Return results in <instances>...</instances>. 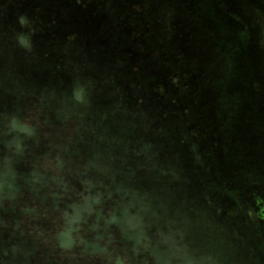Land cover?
Masks as SVG:
<instances>
[{"label": "rangeland", "instance_id": "374dc122", "mask_svg": "<svg viewBox=\"0 0 264 264\" xmlns=\"http://www.w3.org/2000/svg\"><path fill=\"white\" fill-rule=\"evenodd\" d=\"M101 1L0 0V98H9L10 110L16 111L22 109L12 99L27 92L20 84L46 91L37 110L63 125L67 129L63 136L73 131L72 137L85 143L83 155L72 162V168L103 179L108 188L116 175L113 159L125 143L136 145L145 167L155 168L154 159L165 172L178 176L166 201L181 216L193 219L198 229L193 235L198 238L192 237L195 242L189 247L187 229L176 234L172 217L158 209L152 194L129 190L119 204L112 202L118 207L112 210L114 216L123 224L117 234L123 241L120 251L131 254L133 264H264V226L245 220L252 209L241 206L240 213L238 203L227 195L233 188L208 175L210 168L201 159L205 143L214 140L218 154L226 158L224 163L218 160L219 171L238 174L250 184L256 199L264 202V0H167L163 4L175 8L176 19L199 43L189 50L191 37L184 33L180 45L192 53L187 60L196 58L200 70L195 77L184 61L181 74L199 84L197 97L202 101L207 84H213L217 92L220 125L213 126L208 136L201 126H183V115H177L183 111L165 106L185 87L172 82L155 87L149 82L152 78L163 82L174 73L169 68L158 73V53L146 37L148 29L139 38L133 27L122 30L119 23L127 26V17L120 12L112 17L103 14L115 0L106 5ZM132 9L140 10L129 6L128 16L136 14ZM110 22L118 30L114 32ZM107 29L106 36L102 33ZM27 105L33 111L32 103ZM1 106L5 114L0 147L7 149V155H0V204L21 188L36 192L52 186L51 179L31 172L33 168L19 172L21 154L15 147L20 139L25 144L30 138L20 131L9 132L14 127L11 112ZM30 117L25 123L38 124L35 116ZM106 135L113 140L110 144ZM51 166L44 159L42 169L52 171ZM156 232L159 237H154ZM139 243H146L147 249L141 252ZM137 250L141 253H134Z\"/></svg>", "mask_w": 264, "mask_h": 264}, {"label": "trees", "instance_id": "16d2710c", "mask_svg": "<svg viewBox=\"0 0 264 264\" xmlns=\"http://www.w3.org/2000/svg\"><path fill=\"white\" fill-rule=\"evenodd\" d=\"M108 1L111 0H102L101 2L105 4ZM166 1L129 0L127 3L123 0H115L114 4H108L107 10L103 14L112 17L120 12L122 16L127 17V26H120L119 23V28L124 30L133 27L139 31L138 38L142 31L148 29L146 37L149 42L153 43L154 51L158 53V73L166 72V68H169L175 75V78L170 75V78H166L163 82L154 78L149 82L155 87H164L171 82L179 88L180 86L185 87L182 88L178 97L170 101L166 100L165 106L180 109V112L183 111L177 114L183 115L182 118L185 122L182 120V125L201 126V130L203 129L205 133L209 132L205 134L208 136L212 132L213 126L220 125V120L216 116L217 92L213 84H207L206 86L209 87H206L207 90L202 101L197 97L199 84H194L189 80L190 78H186L185 74H181V68H185L182 66L184 61H186L185 64L190 69V73L195 77L200 70L196 64V58L191 57L190 61L187 60L188 53L189 55L192 53L190 54L187 48L180 45L186 38L185 34H189L191 37L188 42L189 50L192 46L194 49L198 48L199 43L194 40L193 34L186 32L184 22L176 19L175 8H167L166 4L163 6ZM129 6L131 8L136 6L140 10L132 9L136 14L133 17L128 16ZM110 23L114 32L118 30L116 25ZM102 34L109 35L108 29ZM178 57L181 59V63L178 62ZM20 87L24 92H27L25 95H19L12 99V103L23 111H11V104L7 102L9 98H0V106L3 105L1 106L2 110L9 109L11 122L14 123V127L10 128L9 132L19 134L20 131V133H26L30 138L28 143L23 144L20 139L16 144L15 148L21 154V158L18 157L17 168L21 174H25L33 168L32 171L30 170L31 172H36L40 177L51 179L49 181L52 182V186L47 191L41 189L36 192L31 187L21 188L13 193L14 196L6 197L7 199L5 198L1 202L0 264H133L134 257L120 251L119 246L123 241L117 237V234L118 232L121 234V225L123 224L122 219L120 220L118 215L114 216V211H112L118 208L113 207L112 202L119 204L120 201L127 198L129 190L136 192L142 190L147 195L152 194L149 196L157 201L158 209L172 217L176 228L175 233L180 235L179 229L185 227L187 229L185 231L186 245L189 247L195 242L192 237L198 238L193 235L198 229L194 225L193 219L181 216L179 214L181 212L171 209L166 201L167 196L172 194L170 185L178 183L177 175L165 172L154 159L152 161L155 168L145 167L134 148L136 145H127L126 143L123 144L124 147L119 150V153V147L116 148L118 155L113 159L114 165H112L116 175L112 181L110 180L111 187L109 188L103 185H106L103 179L92 178L77 167L73 169L72 162L83 155L85 143L81 144L76 141V137L75 139L72 137L73 131H69L67 137L63 136V132L65 134L67 129H63V125H56L57 122L47 112L37 110L39 98L46 91L32 90L25 82L20 84ZM28 102L32 103L33 111L27 109ZM3 114L5 113L0 112V128L3 124ZM168 114L171 115L172 112L169 111ZM30 116H35L38 119V124L36 122L25 123L31 118ZM93 123L96 126L100 124L97 121H93ZM224 125L225 122H223ZM8 130L9 128L6 131ZM1 131L2 128L0 133ZM37 132H39V138L36 137ZM106 136L110 139L107 142L110 144L113 140L111 136ZM2 138L3 136L0 135V142ZM103 145L108 147L105 143ZM205 145L207 149L201 150V159L205 164L203 166L207 169L208 166L210 168L207 170V174L216 175L217 178L223 180L224 185L233 188L234 191H228L227 195L233 199L234 204L238 203L237 209L240 213L239 207L241 206L252 209V213H247L245 216L247 222L253 221L264 226V202L256 199L251 192L250 184L238 174L232 176L230 173L226 175L219 171L218 160L221 159L224 163L226 158L218 154L217 144L214 140H209ZM50 147L53 150L55 148L54 152L48 150ZM6 150L5 147H0V155H7ZM23 158L29 160L30 163L22 161ZM44 159L51 162V167L54 169L52 171L56 173L42 169ZM168 177H172V179ZM122 187L127 188L123 190ZM116 188L122 190L116 191ZM260 203L263 205L259 206ZM252 204L256 205L255 208L251 206ZM87 218L89 219L87 220ZM185 221H189V224L184 226ZM161 225L164 230V222ZM124 230L126 231L125 228ZM143 234L144 231L140 236L142 239ZM158 234L160 232H156L154 237H159ZM148 235L150 236L149 232H147ZM147 247L146 243H139L141 252ZM132 249L130 248V250ZM141 252L137 250L134 253L140 254Z\"/></svg>", "mask_w": 264, "mask_h": 264}]
</instances>
